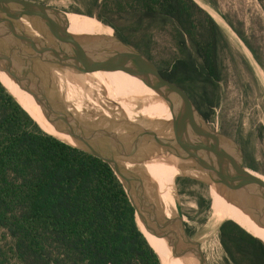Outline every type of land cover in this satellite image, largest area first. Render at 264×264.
I'll return each instance as SVG.
<instances>
[{
    "label": "trees",
    "instance_id": "obj_1",
    "mask_svg": "<svg viewBox=\"0 0 264 264\" xmlns=\"http://www.w3.org/2000/svg\"><path fill=\"white\" fill-rule=\"evenodd\" d=\"M85 7L70 13L96 19L140 50L211 123L231 55L211 15L194 0H87ZM223 18L264 67L243 33ZM160 35L169 38L170 51L155 61ZM35 118L53 131L36 101L0 73V264H161L111 167L49 135ZM244 161L261 173L250 156ZM222 222L218 238L227 262L264 264L254 224L237 213Z\"/></svg>",
    "mask_w": 264,
    "mask_h": 264
},
{
    "label": "water",
    "instance_id": "obj_2",
    "mask_svg": "<svg viewBox=\"0 0 264 264\" xmlns=\"http://www.w3.org/2000/svg\"><path fill=\"white\" fill-rule=\"evenodd\" d=\"M50 11L62 13L28 0H0V73L36 101L56 129L73 141L68 145L111 167L135 210L137 224L139 221L150 236L163 240L173 260L208 264L200 244L185 231L179 202L174 201L177 217L169 218L163 215L157 189L152 198L146 194L147 177L140 169L142 163L137 162L141 150V156L146 154L143 165L168 161L180 173L193 171V178L264 230V182L254 174L264 175L246 167L241 148L210 126L184 91L167 81L147 56L123 42L111 28L94 19L111 29V36L72 35L56 23ZM104 67L136 77L153 90L172 114L166 124L171 136L159 137L136 124L138 131L122 137L98 126V120L85 116L78 105L61 99L56 76L65 80L91 77ZM144 138L150 141L146 142L149 149L155 146L154 153L141 149Z\"/></svg>",
    "mask_w": 264,
    "mask_h": 264
},
{
    "label": "rangeland",
    "instance_id": "obj_3",
    "mask_svg": "<svg viewBox=\"0 0 264 264\" xmlns=\"http://www.w3.org/2000/svg\"><path fill=\"white\" fill-rule=\"evenodd\" d=\"M28 1L40 4L44 3L63 12L62 14L67 13L75 19L82 18L90 21L107 35L112 34L111 29L103 27L93 18L70 13L73 8L85 11L87 0ZM195 1L217 22L231 46V55L225 58V80L219 83L221 95L219 106L215 109L213 119L209 125L232 139L241 148L243 155L245 154L244 157L250 156L261 170L260 174L264 175V79L261 76H264V67L253 60V54L223 18V16H226L243 33L248 44L255 50L264 66V4L262 5L258 0ZM169 42L167 36L160 35L157 37V44L159 45L152 55L155 61L166 58L170 51ZM55 85L64 102L78 105V110L84 112L85 116L90 117L91 120H98V126H105V128L118 133V135L120 134L122 137L124 135L128 138L130 132L134 133L138 131V128L135 127L136 124L142 126L144 129L156 132L159 137L167 138L172 135L171 130L167 129L166 125H155L154 123H150L151 121L148 119L143 118L140 114L141 108L135 103H132L131 113L130 110L127 111V109L123 108H121L122 112H120L117 105L107 102L112 101L110 98L112 93L106 91L105 93L108 97L105 99L102 88L89 76H80L69 80H65V77L62 76H56ZM80 95L81 97H79ZM113 97L116 98L115 95ZM147 141H149L148 138L143 139L141 149L146 153L152 154L155 151V146L152 145L149 149L146 144ZM125 144L128 145L130 142L125 141ZM140 156L141 150L138 152L137 158L139 159ZM152 164L156 170L158 166L155 165V162H152ZM159 175L161 177L159 199L171 202L173 205L171 216L175 215L174 201L177 200L179 202L183 211L184 223L191 231V238L200 244L207 263L230 264L226 260V255L222 250L218 238L221 223L213 232L205 229L209 216V207L206 210L202 209L199 207V202L207 201L210 205L209 187L197 179L200 183L192 184L187 189H184L189 194L183 193L176 179H181L184 176L193 178L195 174L193 171L187 169L180 173L168 162L163 163V170Z\"/></svg>",
    "mask_w": 264,
    "mask_h": 264
},
{
    "label": "bare ground",
    "instance_id": "obj_4",
    "mask_svg": "<svg viewBox=\"0 0 264 264\" xmlns=\"http://www.w3.org/2000/svg\"><path fill=\"white\" fill-rule=\"evenodd\" d=\"M50 13L53 15L56 23L58 25H60L62 28H64L65 30H67L72 35H104V36H109L106 33H104L102 30L98 29L90 21L84 20L82 18L81 19L80 18L75 19L74 17L68 15L67 13L62 14L63 12L58 13L56 11H50ZM261 76L264 79V76L263 75H261ZM90 78L93 81H95V83H97V85L100 88H102L103 93H104L103 96H105V99H107V97H108V95L105 93L106 91L109 93H112V96L110 98L112 99L113 102H115L117 104L120 112H122L121 108H123V109H127V111L130 110V113H131L132 112V110H131L132 103H135L136 105L139 106V108H141V112H140L141 116L143 118L151 121L150 123H154L155 125L156 124L166 125L172 119V114H170L168 108L158 99L157 95L153 92V90L151 88H149L144 82H142L138 78L133 77L131 75H128L124 72L113 70L112 68H106V67H104L102 69V72H100V73L97 72V73L93 74ZM77 92H79V91H77ZM82 94H84V93H82ZM113 95H115L116 98H114ZM79 97H81V95ZM97 98H99V97H97ZM96 104H97V102H96ZM100 106H102V105H100ZM101 108L103 109V107H101ZM109 120H110V118H109ZM36 122L50 135L58 138L59 140L65 141L68 144H72V145L74 144L73 141L66 134L59 132L56 129V127L54 126V124H53V131L50 132L37 119H36ZM142 157H144V154H142V156L139 157V160L137 162L142 163V164H140V169L142 171H144V174H146V177H147L146 194L150 198H152L154 196V192L156 191V189L158 192L160 190L161 177H160L159 173L162 172V170H163V163L164 162L156 161L155 165L158 166V168L156 167V170H155L152 162L144 163V165H143ZM254 176L258 177L260 180H262L264 182V176H261L258 174H254ZM209 197H210V205L212 204V202L214 205L217 204L216 205L217 209L220 208V210H222V211L224 210L226 212L237 213V214L247 218L237 208L228 204L221 196L216 194V192H214V190L209 191ZM161 207H162V210H164V211H171L172 212V210H173V206H169L164 201L161 202ZM214 207L215 206H213V208ZM247 219L250 220L249 218H247ZM217 224H218V222H217ZM138 226H139L140 230H142V232L145 234L148 243L151 245V247L154 249V251L158 254L160 261H161V264H175L166 252L164 241L150 236L144 230V227L140 224L139 221H138ZM254 226L256 227L257 232L260 235L261 240L264 242V230L258 228L255 224H254ZM209 229H211V228H209ZM211 232H213V231H211ZM178 264H182V263L179 262ZM195 264H197V263H195Z\"/></svg>",
    "mask_w": 264,
    "mask_h": 264
},
{
    "label": "flooded vegetation",
    "instance_id": "obj_5",
    "mask_svg": "<svg viewBox=\"0 0 264 264\" xmlns=\"http://www.w3.org/2000/svg\"><path fill=\"white\" fill-rule=\"evenodd\" d=\"M110 35V34H109ZM111 36V35H110ZM216 131H217V129H215ZM220 133V132H219ZM245 155V154H244ZM245 158V157H244ZM175 180V179H174ZM183 180H189V182H186L183 186L181 185L182 184V181ZM176 181H177V184H178V186L181 188V190H182V192L183 193H188L189 194V192H187V191H185L184 189H187L189 186H191L192 184H196V183H200L197 179H195V178H191V177H189V176H184V177H182L181 179L179 178V179H176ZM175 182V181H174ZM193 182V183H192ZM159 193V192H158ZM160 200V199H159ZM160 202H163V201H161L160 200ZM165 202V201H164ZM166 203L169 205V206H173L172 204H171V202L170 201H166ZM217 204H213V202H212V204L211 205H209V216H208V218H210L211 216H214V223H213V226H211L209 223H207V226H206V230L207 231H209V232H211V231H214L216 228H217V226L222 222V221H224L226 218H228L229 216H231V215H233V214H236V213H231V212H226L225 213V215L224 214H222L221 212V210H220V208L219 209H217L216 206ZM213 206H215L214 208H213ZM174 208H175V205H174ZM181 210H182V208H181ZM164 211V210H163ZM163 214V213H162ZM171 214H172V212L171 211H164V214L163 215H166L167 217H169V218H174V217H177V214H176V208H175V215L174 216H171ZM182 214H183V211H182ZM224 216V217H223ZM223 217V218H222ZM183 222V224H184V227H185V231L187 232V234L191 237V231H190V229L187 227V225L184 223V220L182 221ZM207 222H208V220H207ZM217 222H218V224H217ZM211 227V229H209ZM211 230V231H210ZM164 245H165V249H166V252H167V254H168V256L171 258V254H170V250H169V248H167V246H166V244H165V242H164ZM172 259V258H171ZM172 261L175 263V264H178L180 261L179 260H173L172 259ZM196 263V261L195 260H193V262H189L188 264H195Z\"/></svg>",
    "mask_w": 264,
    "mask_h": 264
}]
</instances>
